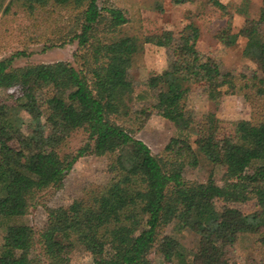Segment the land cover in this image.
I'll return each instance as SVG.
<instances>
[{
	"label": "trees",
	"instance_id": "1",
	"mask_svg": "<svg viewBox=\"0 0 264 264\" xmlns=\"http://www.w3.org/2000/svg\"><path fill=\"white\" fill-rule=\"evenodd\" d=\"M200 3L227 10L221 0ZM13 7L34 16V28L52 13H70L61 28H70V42L77 40L73 55L79 67L66 60L14 67L13 60L22 51L0 58V87L26 79L52 88L43 101L32 92L23 95L20 106L31 115L26 131L10 117L9 104L0 103V222L4 225L0 264H30L29 252L36 245L46 264H70L69 253L77 245L91 252L92 264H156L152 252L165 259L178 257L182 264H235L230 247L249 233H259L264 250V113L260 112L264 4L259 18L247 19L235 35L246 38L243 56L258 65L261 75L222 71L216 59L197 47L199 27L189 23L175 49L174 66L147 78L146 90L155 101L141 108H133L134 86L120 69L146 43L171 46V30L147 34L142 40L117 35L129 17L109 0H0V14ZM196 81L207 82L208 96L215 103L227 85L233 93L254 95L255 113L260 115L253 122L232 120L221 126L211 114L210 126L199 131L196 147L183 133L172 137L162 153L152 152L135 134L153 113L183 131L191 128L194 121L185 108L190 85ZM78 129L87 134L86 143L73 156L61 154ZM87 154L108 158L111 180L86 188L81 207L48 208L47 224L36 237L27 216L38 194L62 185L74 162ZM200 158L226 166L221 184L212 176L203 185L185 178L184 168L198 166ZM242 181L258 184V209L245 212L215 204L216 199H239L234 192ZM163 215L173 217L179 230L200 235L198 249L189 253L191 260L177 238L158 232ZM65 234H72L68 242L59 238ZM253 264H264V256Z\"/></svg>",
	"mask_w": 264,
	"mask_h": 264
},
{
	"label": "rangeland",
	"instance_id": "2",
	"mask_svg": "<svg viewBox=\"0 0 264 264\" xmlns=\"http://www.w3.org/2000/svg\"><path fill=\"white\" fill-rule=\"evenodd\" d=\"M227 10H221L211 4H201L200 0L183 4H174L171 0H109L110 4L121 7L129 17V22L122 26L117 35H135L141 40L147 34L171 30L173 42L171 46L158 47L146 43L134 53L126 68L120 69L121 76L134 86L133 108H141L155 101L147 92V78L165 69L172 68L176 61V47L181 43L180 37L185 26L193 23L199 27L200 35L197 47L210 54L218 62L222 71L230 70L235 74H258L261 71L256 63L243 56L246 38L237 36L247 19H258L263 0H221ZM67 11L52 13L49 19L38 22L34 28V16L29 15L19 7H13L7 14H0V58L10 57L16 52L23 54L13 60L14 67H22L28 63L69 61L75 67L78 62L73 53L77 48V40L69 41L70 28L61 26L69 17ZM72 17V15H71ZM228 20L229 29L227 27ZM264 30V22L260 25ZM63 40L68 42L63 43ZM230 86L222 88V94L215 103L208 96L206 81L191 83L185 112L194 123L191 128H179L174 122L153 113L144 127L135 136L143 140L154 153H162L168 141L174 137L188 134L190 142L196 147L195 140L199 131L207 130L210 126V115L224 122L241 120L253 122L260 115L255 113L256 97L252 94L233 93ZM35 93L43 101L52 92L51 86L24 79L9 87H0V103L9 104V114L18 127L27 130V121L31 115L20 106L25 93ZM143 97H137V94ZM260 112L264 113V107ZM258 115V116H257ZM88 140L82 129L76 130L61 148V154L75 155L76 150ZM226 166L222 163L213 164L204 158L196 167L186 166L183 174L186 179L205 184L210 176L221 184L224 179ZM112 178L108 168V158L87 154L79 157L73 164L60 186H49L42 190L31 206L27 219L36 232V237L47 224L48 208L59 206L81 207V198L86 188L95 184H106ZM256 183L240 182L234 195L239 199L225 201L216 199L215 204L232 205L245 212L259 208L255 198ZM160 235H172L184 246L188 260L189 253L195 252L200 245V235L190 230H179L176 221L169 215H163L158 224ZM4 225L0 222V243L2 242ZM72 234L59 236L65 242L71 240ZM259 233L244 234L230 247L229 255L235 264H253L264 256L260 246ZM190 255V256H189ZM30 264H46L38 245L29 252ZM150 257L156 264H182L178 257L165 259L157 252ZM70 264H92V254L81 245H77L69 253ZM191 264V263H190Z\"/></svg>",
	"mask_w": 264,
	"mask_h": 264
}]
</instances>
